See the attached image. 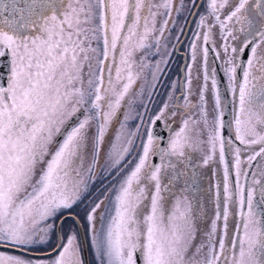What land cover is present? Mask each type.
I'll use <instances>...</instances> for the list:
<instances>
[{"label":"snow or ice","instance_id":"6c2138e0","mask_svg":"<svg viewBox=\"0 0 264 264\" xmlns=\"http://www.w3.org/2000/svg\"><path fill=\"white\" fill-rule=\"evenodd\" d=\"M156 7L164 12H151L146 0H0V264H86L82 223L92 264H264V0H207L197 13L181 96L170 95L171 107L165 102L149 115L136 111V102L151 96L167 68L172 15L184 4L161 0ZM158 15L165 17L159 28ZM224 82L230 102L222 97ZM178 112L180 127L161 147L154 126ZM132 119L140 121L134 131ZM199 145H207L204 165L218 151L223 166V202L217 184L206 232L179 200L166 213L162 195L181 177L196 185L197 172L186 176L176 161ZM89 149L90 177L103 155L104 170L118 179L111 196L77 211L89 191L78 171ZM234 214L240 220L229 234Z\"/></svg>","mask_w":264,"mask_h":264},{"label":"rangeland","instance_id":"374dc122","mask_svg":"<svg viewBox=\"0 0 264 264\" xmlns=\"http://www.w3.org/2000/svg\"><path fill=\"white\" fill-rule=\"evenodd\" d=\"M197 0H195L196 3ZM150 7L151 12H159L163 13V8H157L156 6L161 4V0H146ZM184 8L181 9L179 13L173 12L172 20L174 21V28L171 31V39L169 44V51L172 53L171 57L169 59V63L167 65V68L165 69L163 75L160 77L159 82L157 83V86L152 92L151 96L145 95L144 97L137 99L136 102V111L144 113L146 110L148 114L150 115L152 112L158 110L165 102H169L170 95L173 96V98H176L177 93L179 92L178 89V81H179V67L181 65L180 57L176 56L174 54L173 45L176 46V44H179L181 41L183 34H184V28L185 25L188 24V19L190 18L193 10V5L191 3V0H183ZM180 6V0H176V7L179 8ZM204 6L203 12H205ZM201 13V14H202ZM165 17L163 15L157 16V28H159L160 23L163 21ZM199 20V16L197 18V21ZM173 26L170 25V28ZM187 27V26H186ZM182 29V32H181ZM186 29V28H185ZM197 31V24L193 27L192 30H189L186 39L183 41V44L180 47V50L185 52L187 56V64L192 63L191 61V55H190V44L193 40V33ZM166 36L169 34L166 33ZM179 36V42L175 39V37ZM201 47H202V41L198 42L197 46V60L195 65L192 69V90L193 93L198 89L199 85L197 83V75L199 73V70L201 69ZM143 53L138 52L136 53V59L139 61L140 56ZM175 55V56H174ZM156 59H159V57H152L151 60L155 62ZM209 60L210 56H209ZM138 70V69H136ZM187 70L185 69V72ZM147 75V73H143L141 75V78L136 82L135 85H133V88L130 90V96L135 97L136 92L139 90V86L144 81V76ZM176 82V88L173 89L172 84L173 82ZM117 88H119V85H117ZM221 93L222 97H224V93L221 87ZM225 98V97H224ZM127 99V98H126ZM193 102H195V95L191 97ZM141 103L144 105L141 106ZM170 103V107L171 102ZM184 101L180 100V104L183 105ZM211 102L209 103V111H211ZM124 111H128V106H125ZM181 117L182 113L178 112L175 118H169L167 120L169 127V135L167 136L165 140L164 146L167 145V142L172 134L176 130L179 129L181 124ZM121 121L124 119L123 114H121L120 118ZM139 120H129L128 121V127L130 130H135V127L137 124H139ZM115 128L119 127V124H115ZM191 127V125H190ZM115 128H111L109 131L111 133L110 136L106 137L107 143L104 146L103 151L106 153L108 144L111 142L112 136L115 135ZM143 131V129H141ZM197 137L195 133H193V140L196 141ZM140 147V140L137 139L134 141L133 145V153L136 154V152L139 150ZM207 153V145H199L194 146L192 148H187L185 150V155L187 159H183L181 161H176L177 163V169L179 172L185 173L186 176H191V173L193 169L197 172V183L194 186L186 185L184 180L185 177H181L178 180H175L173 182V185H170V191L169 192H162V195L166 197L165 199V211L166 213H171L175 210V205L177 204V201L179 200L181 202V206L183 207L185 204L189 205L191 207V214L193 218L197 220V227L202 228L205 232L208 230V225H210L211 220L215 217V204L217 200V184H220V200L221 203L223 202V190H222V177H223V166L219 163V153L217 151L216 156L213 158V160L209 161L207 165L203 164L204 155ZM230 154V153H229ZM231 156V154H230ZM151 159V157H150ZM175 160V158H173ZM160 163V160L158 161V164ZM90 166H93V158H92V152L89 149L85 152L83 155L81 163L78 165V171L80 172V175L85 183L89 185V191L86 195V198L84 200V203L80 205V207L77 209V211H80L83 209L90 200L94 199L97 196H100L103 198V196H111V193L108 191L112 187L114 183H116V179L114 177L116 176L115 172H112L109 174V172L104 170V156L102 155L99 158L98 163L95 165L93 169L92 176L90 177L88 169ZM186 166V167H185ZM167 177H162V185L167 184ZM151 185L149 186V191H152ZM236 212L238 213V208L236 209ZM205 213H207V220L205 221ZM240 220V217L238 214L230 215L228 225H229V234L232 233L234 223L238 222ZM222 224V221L219 222ZM83 226V223H82ZM86 244H87V250H88V256H89V264H92L93 260V252L90 244V239L86 233L85 228L83 227ZM200 239H203V236L200 235Z\"/></svg>","mask_w":264,"mask_h":264},{"label":"flooded vegetation","instance_id":"af4514ba","mask_svg":"<svg viewBox=\"0 0 264 264\" xmlns=\"http://www.w3.org/2000/svg\"><path fill=\"white\" fill-rule=\"evenodd\" d=\"M198 1L199 0H197L196 1V5L198 4ZM207 5V0H202V2H201V4L199 5V7H198V9H197V11L195 12V15H194V17L192 18V20H191V22H190V25H189V27H188V30H187V33H186V36H185V38H184V40L186 39V37H187V34H188V32H189V30H192L193 29V27L195 26V24H196V22H197V18H198V14L197 13H202L203 12V8H204V6H206ZM196 7V6H195ZM195 7L193 8V10H192V12L194 11V9H195ZM206 9V8H205ZM227 11H228V8L227 7H225V9L223 10V12L224 13H227ZM188 21H189V19H188ZM186 26H187V24L185 25V28H186ZM185 28H184V30H185ZM185 32V31H184ZM183 40V41H184ZM183 41L178 45V44H176V46H175V49H174V54L176 55V56H178V57H180V60H181V65H180V67H179V81H178V87H179V82H180V79H181V68H182V64H183V58L185 57V65L187 64V56H186V54H185V52H183V51H181L180 50V47H181V45L183 44ZM174 55V56H175ZM210 59H212V54L210 53ZM242 58V57H241ZM211 61V60H210ZM219 62V61H218ZM186 68H185V66H184V70H185ZM184 73H186L185 71H184ZM221 87H222V84H221ZM222 90H223V87H222ZM179 93V92H178ZM177 93V94H178ZM223 93H224V90H223ZM229 95H230V101H231V99H232V97H231V94L229 93ZM224 97H225V95H224ZM226 99V98H225ZM232 120V114H231V110H230V118H229V121H231ZM165 124H168V122H167V120L165 121V120H161L160 121V125H155L154 126V132H155V134L157 135V134H160L161 133V131H163V132H165L166 133V137H165V139H164V141H163V143H161V137H160V144H161V147H164V144H165V140H166V138H167V136L169 135V127L168 128H166L165 127ZM169 125V124H168ZM170 126V125H169ZM228 130H229V133L231 134L233 131H234V128H232V127H230V128H228ZM133 155H135L134 153H133ZM228 156H229V160L231 159V156H230V154H228ZM153 163H156V164H158V161H159V157L158 156H154V157H151V159H150ZM253 171H255V169H252ZM233 180H234V176H233ZM241 183L243 184L244 183V181L243 180H241ZM249 183H251V181H249ZM220 185H221V182H220ZM254 187H255V185H253ZM233 190H234V183H233ZM257 200H258V197H257ZM261 208H264V205H262V206H260Z\"/></svg>","mask_w":264,"mask_h":264},{"label":"water","instance_id":"95a60500","mask_svg":"<svg viewBox=\"0 0 264 264\" xmlns=\"http://www.w3.org/2000/svg\"><path fill=\"white\" fill-rule=\"evenodd\" d=\"M201 2H202V0H199L198 1V4L196 5L194 11L192 12V14H191V16L189 18L187 27L185 29V32L183 34V37H182L181 41L179 42V44L184 40V38L186 36V33H187V30H188V27L190 25V22H191L192 18L194 17L195 12L197 11V9H198L199 5L201 4ZM243 62H244V57L241 58V63H243ZM217 64H219L218 61H217ZM184 66H185V57L183 58V64H182V68H181V79H180V82L184 78V70H183L184 69ZM180 82H179V89H181V83ZM222 87H223V90H224V95H225V98H226V102H230V95H229V92H227V90H226V82L222 83ZM180 96H181V90H180V93L176 96V98H179ZM120 116H119V118H120ZM227 118H228V120L230 118V105H229V109H228V112H227ZM157 125H160V121H158L156 123V126ZM228 132H229V130H228ZM157 136L161 137V143H163V141H164V139L166 137V133L163 132V131H161V133L160 134H157ZM57 139H60V138L57 137ZM227 158L229 159V156H227ZM79 241L82 243V246H83V249H82V257L86 261V264H89L87 244H86V239H85L84 230H83L82 225L80 227Z\"/></svg>","mask_w":264,"mask_h":264}]
</instances>
